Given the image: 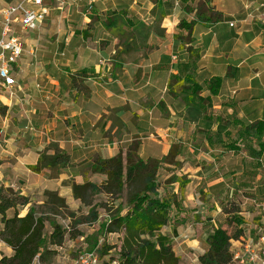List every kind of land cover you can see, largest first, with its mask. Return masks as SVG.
<instances>
[{
  "label": "crops",
  "instance_id": "1",
  "mask_svg": "<svg viewBox=\"0 0 264 264\" xmlns=\"http://www.w3.org/2000/svg\"><path fill=\"white\" fill-rule=\"evenodd\" d=\"M197 1L67 0V8L82 16L57 15L59 43L52 53L61 58L53 65L22 59L39 52L37 43L26 48L22 38L25 51L16 65L18 118L12 126L26 141L17 147L21 154L15 168L0 167V187L11 186L29 197L57 191L69 205H78L73 183H84L80 164L114 157L137 140L145 159H161L177 148L181 165L175 182L185 186L175 193H184V206L193 212L208 211L210 200L231 193L233 185H254L264 193V151L257 145L254 152L244 146L233 151L216 140L219 134L228 140L227 119L264 121V0H229L222 7L212 1L222 17L198 21L189 37L178 24L195 19L196 9L189 11L187 5ZM58 9L54 5L47 18ZM192 38L199 44L196 59L188 50ZM33 47L36 53L30 54ZM187 75L202 87L200 93L193 92ZM214 77L222 78L215 95L209 90ZM183 85L191 87L181 91ZM50 144L69 154L76 171L65 169L54 177L49 169L36 173L29 168ZM239 154L242 160L232 161ZM182 209L175 207L176 214ZM0 224L1 230V219ZM262 237H241L233 246L238 243L243 251V245L257 246ZM0 248L9 249L1 238Z\"/></svg>",
  "mask_w": 264,
  "mask_h": 264
},
{
  "label": "trees",
  "instance_id": "2",
  "mask_svg": "<svg viewBox=\"0 0 264 264\" xmlns=\"http://www.w3.org/2000/svg\"><path fill=\"white\" fill-rule=\"evenodd\" d=\"M180 1L196 2V0ZM187 6L189 11L196 9V17L190 22L180 21L178 28L186 29L189 37L192 36L194 26L199 19L212 21L215 14H217L216 18L222 17V13H217L208 0H198L197 8ZM193 40L192 38L189 42L192 43ZM192 45L188 50L191 59H196L199 57V52ZM185 80L192 84L194 93L198 94L202 91V87L194 81L192 75H187ZM221 85L222 78L214 77L209 83L210 92L214 95L218 94ZM169 86H172L171 82ZM191 86L183 85L181 91H187ZM224 126L229 128L226 133L228 140H222L221 134L216 136V140L227 149L239 151L244 146L254 152V146L257 145L259 152L264 151V121L248 124L235 118L225 120ZM50 146L40 153L38 162L30 166L32 171L40 173L44 169H63L72 165L66 151L60 149L57 144ZM50 150L53 151L49 152ZM139 150L140 142L135 140L126 151H120L114 157H96L89 168L93 174L104 176V180L99 184L89 180L81 184L73 183L74 197L79 199L81 204L90 205L89 191L117 195L120 200L124 195L125 203L119 204L116 212L109 215V221L103 226V230L107 233H123L122 244L118 251L119 264H179L180 257L172 246L171 238L161 231L169 225L173 208L179 207L177 197L180 194L172 193L167 196L162 193L160 191L162 184L158 179V171L162 163L176 164L179 151L174 146L169 154L161 159H145L140 156ZM184 186L185 183L180 182V192H183ZM45 194L50 198L48 204L55 206L54 210L59 207L68 208L65 198L57 191L47 190ZM28 205H30L28 212L21 216L19 208ZM10 210H13L12 216H8ZM233 212L239 213L240 209L236 207ZM98 217L99 212L92 207L90 220L96 221ZM234 218L237 224H243V217L235 215ZM0 219L3 224L0 238L14 251L11 256L1 254L0 264H33L37 257L44 259L45 252L51 250L50 246L61 247L67 237L75 239L80 235L79 231L68 229L66 225L56 220L50 221L52 230L47 233V218L35 210L29 196L4 185L0 187ZM242 235L240 229L235 235H231L222 226L214 228L207 237L208 249L199 256L200 264H231L235 256L231 240L232 238L237 240ZM99 249L100 247L97 246V252ZM106 250L107 248H102V253H107Z\"/></svg>",
  "mask_w": 264,
  "mask_h": 264
},
{
  "label": "rangeland",
  "instance_id": "3",
  "mask_svg": "<svg viewBox=\"0 0 264 264\" xmlns=\"http://www.w3.org/2000/svg\"><path fill=\"white\" fill-rule=\"evenodd\" d=\"M19 1L20 0H0V10ZM65 1L66 3L63 9H58V14H52L53 12H51V15L35 28L27 31H22L21 28H18L17 33L26 43V48H29L30 44L34 43H37L39 47V52L36 57L26 53L22 59H29V63L38 62L44 66H47L48 64L53 65L57 62L60 56H53L52 53V50L55 52L54 46L56 45L54 44L58 41L60 34L59 25L57 23V15H61V17H67L68 15H71L68 18H72L73 16H82V13L78 12L76 9H72V11H70L69 8H67V0ZM208 1L209 3L212 1H217L219 2L218 5L222 7V5H226L224 2L229 0ZM189 6L197 8L195 4H189ZM231 8L235 9L236 7ZM193 16L196 17V11L193 13ZM214 16L216 17L217 14ZM198 21H201V19ZM70 30H73L72 26L68 28V31ZM193 39V44L195 46L193 47L197 51L199 49V44L198 41H196V38ZM182 47L186 48L185 45ZM59 50L61 51V49ZM20 89V84L13 88L0 87V167H2L3 170H6L7 167L9 169L15 168L16 156L21 154L17 147H19V144L26 141L24 137H21L22 134L20 129L18 131L16 130V127L12 126L14 119L16 121L18 118L15 114L17 113L15 101L18 98V90ZM7 119H9V121ZM49 146L46 147V149H48ZM52 151L53 150H50L49 152ZM242 156L243 154H239L232 161L242 160ZM166 164L169 163H162L158 171V179L162 184L160 191L168 196L172 193L180 191L179 183L175 182L177 176L175 171L178 169L181 163H179L177 160L176 164H171V166ZM80 165L81 166L77 169V171L83 173L84 181L89 180L93 183L99 184L104 180V176L93 174L91 172L89 163H81ZM65 169L76 171V167L71 165L70 167L63 169H49L47 174L57 177ZM15 175L16 174H13L12 176L13 181L17 179ZM234 186L235 189L233 188ZM233 187L232 189L234 190H232L231 193L229 192V194L226 196L222 198L216 197L214 200H210L208 211L206 212H193L194 208L190 206H184V193L183 195H178L177 199L179 205L181 208L183 207L181 211L182 213L180 212V214H176L174 207V209L171 211V221L169 225L162 229L161 232L169 235L171 238L172 246L176 254L180 257L179 264H200L199 256L205 253L208 249L207 237L213 232V229L218 226H222L223 228L227 229L231 235H235V233L240 229L243 232L242 237H245V239L264 234V223L262 222V217L264 216V199L260 196L264 193H258V191H255L253 189L254 185H251L250 187H245L243 185H233ZM88 194L90 205H83L79 199H76L78 205L72 206L66 201L68 205L67 209L59 207L56 210L53 209L55 206L48 204L50 198L45 194V192L44 194L41 193L32 195L34 198L31 200V202L33 203L35 210L40 214H44L47 218V233L52 230L50 223L52 220H56L66 225L68 229L79 231L80 233V235H78L75 239L67 237L64 245L61 247L50 246L51 250L45 252L44 259L41 260L38 257L37 260H34L33 264H79L80 255L88 252H95L97 254L98 264H119L118 251L122 244L123 233H107L105 230H103V226L107 223V221H109V215L116 212L119 204L125 203V198L123 197L124 195H122V199L120 200L117 195L111 196L103 192L89 191ZM32 196L30 195L29 198ZM244 196L255 198L258 200V203H262V205L258 207L254 204L244 203ZM29 206L30 205L24 208L20 207V214L22 215V213H24L26 208ZM92 207L97 209L99 212V217L96 221L90 220V210ZM236 207L240 209V212L235 214L233 210ZM227 211L232 212L228 213ZM12 215L13 210L8 211V216ZM235 215H240L243 217V224L239 225L236 223L234 218ZM196 240L199 242H196ZM234 240L235 239L232 238L231 244L233 253L235 255L236 252L240 253L241 248L238 243L233 246ZM237 240L242 239L239 238ZM97 246L100 247L98 252L96 250ZM101 247L103 249L107 248L106 251L108 252L102 253ZM13 253L14 251L11 247H9L7 251L0 250V255L4 254L11 256ZM231 264L241 263L239 259H235L234 256V261Z\"/></svg>",
  "mask_w": 264,
  "mask_h": 264
},
{
  "label": "built area",
  "instance_id": "4",
  "mask_svg": "<svg viewBox=\"0 0 264 264\" xmlns=\"http://www.w3.org/2000/svg\"><path fill=\"white\" fill-rule=\"evenodd\" d=\"M65 3V0H20L0 10L1 88H13L18 85L16 65L25 51L24 42L17 33L18 28L22 31L35 28L45 21L54 5L62 10ZM261 7L264 10V2ZM91 9L92 6L88 7L85 15H88ZM35 52V47L29 50L30 54H35ZM235 259H239L241 264H264V237L257 246L249 243L243 245V251L237 252ZM79 264H98L97 254L95 252L81 254Z\"/></svg>",
  "mask_w": 264,
  "mask_h": 264
}]
</instances>
